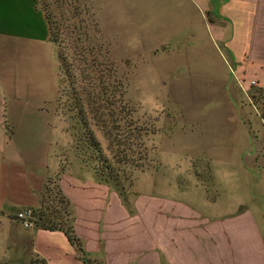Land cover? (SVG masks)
Listing matches in <instances>:
<instances>
[{"label":"crops","instance_id":"0c3cea01","mask_svg":"<svg viewBox=\"0 0 264 264\" xmlns=\"http://www.w3.org/2000/svg\"><path fill=\"white\" fill-rule=\"evenodd\" d=\"M122 1L94 0L104 16L119 19V33ZM166 1L177 10L163 29L167 36L150 47L154 55L182 49L189 68L177 103L183 150L175 157L213 161L215 197L201 185L154 182L127 204L100 182L71 150L57 103L58 46L40 0H0V258L7 264H86L64 231L25 227L17 218L24 208H41L50 180L69 198L86 252L105 264H264V0H246L245 25V6L232 3L239 0ZM222 43L231 63L217 54L219 60L194 67L196 50L223 55ZM208 80L219 102L213 112L204 105L209 99L201 100ZM200 186L204 198L197 199L191 189Z\"/></svg>","mask_w":264,"mask_h":264},{"label":"rangeland","instance_id":"374dc122","mask_svg":"<svg viewBox=\"0 0 264 264\" xmlns=\"http://www.w3.org/2000/svg\"><path fill=\"white\" fill-rule=\"evenodd\" d=\"M40 1L41 4L47 5L48 12L61 27V49L66 60L70 64L76 65L75 77L85 80L84 83L86 84L88 80L85 74L88 71L84 70L83 67L85 66V60H90V62L97 60L101 64L104 62L102 64L103 68L111 67L123 82L126 102L134 109L132 122H136L135 124L138 127L150 130L148 133L145 129L143 131H131L133 132L131 140L135 144L133 149L128 150L131 162L127 165H119L116 168L119 174V186L128 189L129 192L131 191L130 194L128 193L129 198L132 197L133 192H137L146 186L149 187L154 182L163 185L168 182L190 187L201 185L204 189H207L208 199H213L216 195L213 161L200 159L195 157L193 153H191L190 162L188 160H176L177 157H175V152L181 154L183 150V145L176 143L180 142L182 135H184L182 113L179 111L181 109L177 103H181L178 102V99L182 97L183 83L181 80L188 76L189 70L188 67L181 64L183 50L170 48L167 51L161 50L159 55H154L153 49L150 47L151 44L157 42L164 31L163 29L167 28L168 20L172 18V14L177 8L175 6L170 8L172 5L168 6L166 0H123L119 3L118 10L115 9L118 17L120 16L122 22H124L123 31L126 30L125 33H122L123 31L119 33L118 30L114 31L115 28H119V19L117 17L109 19L106 15L104 16L106 11L100 10L94 4V0ZM232 3L238 4L239 8H242L246 5V0L232 1ZM243 8L244 11L240 12L239 15L243 17L244 21L241 23L245 25L246 6ZM213 12L220 13V10L218 8ZM89 16L90 32L81 34L78 31L80 26L83 29V25H80L79 19H86ZM208 18L213 20L211 16ZM93 19L96 21L94 22ZM224 20L225 17L223 22ZM87 24L89 25V23ZM156 29H160L159 32L157 30L158 33L154 32ZM163 33L166 35L165 32ZM140 35L143 41L141 39L139 42L137 37H140ZM224 44H220L223 55L218 49L196 50L195 59L199 61L194 67L204 68V60H219L218 56H222L223 60H229L231 63L233 60L231 49L229 45L224 46ZM88 45L90 46V55L86 53L84 56L81 49ZM175 57L177 59L173 60L172 58ZM91 70L92 68H90ZM61 80V89L59 87L58 96V99H60L57 100V103L59 109L63 111L68 107L65 104L68 102L70 88L67 74L60 71ZM204 84L206 92L202 95L201 100L209 99L204 105L207 110L213 112V108L217 107L219 102L218 100L216 102V95L211 96L214 91L207 86L210 81H205ZM173 106H176V111L170 112L169 110ZM66 121L68 131L71 133L70 124L67 119ZM121 124L126 126L127 123L122 121ZM124 130L123 135L130 132L126 128ZM95 131L103 141V147L110 154L107 149L110 140L107 139L103 131L96 127ZM116 132V130L113 132L112 138ZM73 144L74 139L72 146ZM75 155L78 157L79 162L84 167L90 168V171L94 172L96 178L99 179L95 169L85 166L82 158L76 153ZM64 165L68 167V162ZM201 186L191 189L192 196L197 199L204 198L205 190ZM215 207L216 205L211 206V210L215 211ZM68 222L71 221L68 220ZM0 262L7 264L6 259L3 258H0Z\"/></svg>","mask_w":264,"mask_h":264},{"label":"trees","instance_id":"16d2710c","mask_svg":"<svg viewBox=\"0 0 264 264\" xmlns=\"http://www.w3.org/2000/svg\"><path fill=\"white\" fill-rule=\"evenodd\" d=\"M40 5L47 13L51 25L52 40L58 46L60 71L65 72L69 79L70 94L67 98L68 102L65 104L68 107L66 110L63 109L62 113L68 120L69 129L73 135L74 144L72 150L82 158L85 166L95 169L100 182L115 187L124 202L130 204L131 199L128 193L130 194L131 191L129 192L128 189L119 186V174L116 168L119 165H127L131 162L128 150L133 149L135 145L134 141L131 140L133 134L131 131H143L145 129L146 133H148L150 130L138 127L135 124L136 122H132L134 109L126 102L123 82L111 67L103 68L102 64L104 62L101 64L97 60H92L91 62L90 60H85V66L83 67L84 70L88 71L85 74L88 80L86 84L84 83L85 80L75 77L76 65L70 64L66 60L61 49V27H59L57 20L48 12L47 5L41 4V1ZM93 21L95 22L96 20L93 19ZM79 23L83 25V29L80 26L78 32H81V34L90 32V16L86 19L80 18ZM81 51L84 56L86 53L90 55V46L84 47ZM90 68H92L91 71ZM61 82L62 80L60 81V89ZM122 121L127 123L126 126L121 124ZM95 127L103 131L107 139L110 140L107 148L110 154L103 147V141L99 138ZM125 128L130 132L123 135ZM115 130L117 132L112 138ZM65 170L66 167L63 165L56 180L61 179V175ZM37 212L38 220L36 225L49 230L64 231L69 241L76 246L80 258L86 264H105L103 260L92 257L86 252L83 241L76 234L74 228L72 204L58 182L49 181L44 192L43 205ZM66 217H69L67 219L71 221L70 223ZM32 264L46 263L34 260Z\"/></svg>","mask_w":264,"mask_h":264},{"label":"built area","instance_id":"2783aa9c","mask_svg":"<svg viewBox=\"0 0 264 264\" xmlns=\"http://www.w3.org/2000/svg\"><path fill=\"white\" fill-rule=\"evenodd\" d=\"M256 83V81H253ZM37 210L34 208H24L17 213L18 220L25 226V227H32L37 224L38 214Z\"/></svg>","mask_w":264,"mask_h":264}]
</instances>
